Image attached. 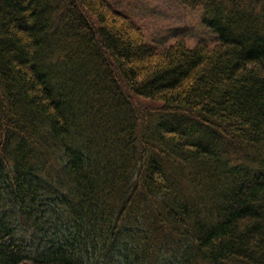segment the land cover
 Listing matches in <instances>:
<instances>
[{
  "label": "trees",
  "instance_id": "trees-1",
  "mask_svg": "<svg viewBox=\"0 0 264 264\" xmlns=\"http://www.w3.org/2000/svg\"><path fill=\"white\" fill-rule=\"evenodd\" d=\"M181 1L0 0V264H264V0Z\"/></svg>",
  "mask_w": 264,
  "mask_h": 264
},
{
  "label": "rangeland",
  "instance_id": "rangeland-1",
  "mask_svg": "<svg viewBox=\"0 0 264 264\" xmlns=\"http://www.w3.org/2000/svg\"><path fill=\"white\" fill-rule=\"evenodd\" d=\"M109 3L128 14L145 33L148 44L158 49L182 39L189 46L214 39L213 32L201 23L202 9L188 7L181 0H109Z\"/></svg>",
  "mask_w": 264,
  "mask_h": 264
}]
</instances>
